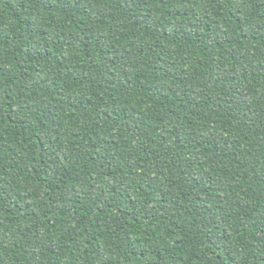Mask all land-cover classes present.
<instances>
[{
	"label": "trees",
	"instance_id": "1",
	"mask_svg": "<svg viewBox=\"0 0 264 264\" xmlns=\"http://www.w3.org/2000/svg\"><path fill=\"white\" fill-rule=\"evenodd\" d=\"M0 264H264V0H0Z\"/></svg>",
	"mask_w": 264,
	"mask_h": 264
}]
</instances>
